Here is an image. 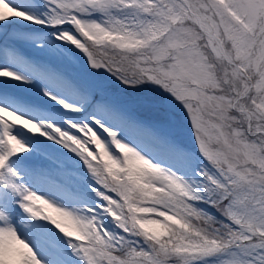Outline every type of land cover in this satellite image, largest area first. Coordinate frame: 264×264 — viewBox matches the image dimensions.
Segmentation results:
<instances>
[{
	"label": "snow or ice",
	"instance_id": "obj_1",
	"mask_svg": "<svg viewBox=\"0 0 264 264\" xmlns=\"http://www.w3.org/2000/svg\"><path fill=\"white\" fill-rule=\"evenodd\" d=\"M0 264H264V0H0Z\"/></svg>",
	"mask_w": 264,
	"mask_h": 264
}]
</instances>
